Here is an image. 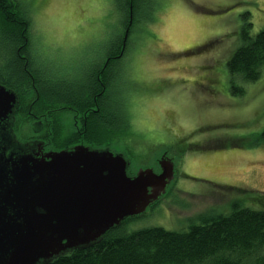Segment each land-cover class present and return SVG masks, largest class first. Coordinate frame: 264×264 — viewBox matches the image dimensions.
<instances>
[{
    "label": "rangeland",
    "instance_id": "1",
    "mask_svg": "<svg viewBox=\"0 0 264 264\" xmlns=\"http://www.w3.org/2000/svg\"><path fill=\"white\" fill-rule=\"evenodd\" d=\"M30 1L32 42L42 53L35 59L45 58L60 75L58 83H49L54 87L82 89L93 72L101 75L119 36L128 37L122 65L112 61L114 85L128 93L130 134L109 141V147L131 160L132 175L147 167L159 172L163 154L173 158L176 171L166 194L129 219L127 231L153 226L186 231L229 213L233 201L247 197L226 187L264 192V69L256 81L234 80L236 92L244 87L243 93L232 91L227 69L239 43L241 15L249 12L253 33L258 32L264 0H143L129 34L122 21L124 0ZM3 62L0 52V69ZM36 104L34 96L21 101L14 128L19 141L42 139L46 150H54L52 141L73 133L68 147H103L90 144L98 141L86 134L83 112ZM39 120L45 127L35 134Z\"/></svg>",
    "mask_w": 264,
    "mask_h": 264
},
{
    "label": "trees",
    "instance_id": "2",
    "mask_svg": "<svg viewBox=\"0 0 264 264\" xmlns=\"http://www.w3.org/2000/svg\"><path fill=\"white\" fill-rule=\"evenodd\" d=\"M142 1L124 0L122 21L128 34L139 21ZM31 6L30 0H0V52L4 59L0 83L17 93L18 112L22 107L21 101L34 96L37 104L68 106L83 112L82 117L87 115L83 127L88 129L87 135L98 141L90 144L101 142V147H109V141L129 135L130 117L126 112L128 93L113 82L115 66L119 62L122 65L121 60L127 50L126 34L119 36L118 42L103 60H108V64L105 67L103 63L101 65V88L99 74L95 72L82 89L71 91L54 87L49 83L53 80L57 82L60 75L53 74L51 67L43 62L45 58L36 60L42 53L35 50L32 42ZM241 16L242 24L237 33L239 43L227 62L228 73L234 78L231 79L234 93L245 91L244 87H239L236 92L235 79L256 81L264 69V26L253 33L250 13L245 12ZM115 59L118 60L114 66L112 60ZM66 76L71 75H61ZM57 126L56 119L53 125L56 132ZM261 134L264 138V130ZM73 135L63 137L56 144L52 141V148L61 150L68 147L70 139H75ZM226 188L239 194L247 193L246 198L239 197L240 200L231 203V211L227 214L202 219L186 231L159 226L127 231V219L120 227L107 231L99 243L60 256L49 264H264V192Z\"/></svg>",
    "mask_w": 264,
    "mask_h": 264
},
{
    "label": "water",
    "instance_id": "3",
    "mask_svg": "<svg viewBox=\"0 0 264 264\" xmlns=\"http://www.w3.org/2000/svg\"><path fill=\"white\" fill-rule=\"evenodd\" d=\"M17 93L0 83V264H49L99 243L155 205L175 178L169 157L129 173L110 147L46 150L14 133Z\"/></svg>",
    "mask_w": 264,
    "mask_h": 264
},
{
    "label": "flooded vegetation",
    "instance_id": "4",
    "mask_svg": "<svg viewBox=\"0 0 264 264\" xmlns=\"http://www.w3.org/2000/svg\"><path fill=\"white\" fill-rule=\"evenodd\" d=\"M99 78H101V75L99 76ZM100 95V94H99ZM19 109V108H18ZM74 109V108H73ZM18 112V110L15 112V120H16V113ZM86 121V120H85ZM43 127H45V124L43 123V121L41 122L40 120L39 121H37V122H35L34 123V125H33V132L35 133V134H39V133H41L42 132V130L44 129ZM13 128H15V122H14V127ZM14 133H15V131H14ZM18 139V138H17ZM32 140H35V139H32ZM38 140H41V141H43V143H45L44 142V140H42V139H38ZM28 141H31V140H26V141H23V142H28ZM20 142H22V141H20ZM164 157H169L173 162H174V164H175V161L173 160V158L171 157V156H166L165 154H163V155H161L160 156V158H158V160H157V163H158V165H159V161L162 159V158H164ZM159 171H160V165H159Z\"/></svg>",
    "mask_w": 264,
    "mask_h": 264
}]
</instances>
